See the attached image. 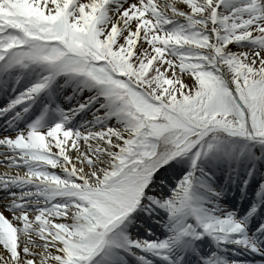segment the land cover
Here are the masks:
<instances>
[{
  "label": "snow or ice",
  "instance_id": "1",
  "mask_svg": "<svg viewBox=\"0 0 264 264\" xmlns=\"http://www.w3.org/2000/svg\"><path fill=\"white\" fill-rule=\"evenodd\" d=\"M0 264H264V0H0Z\"/></svg>",
  "mask_w": 264,
  "mask_h": 264
}]
</instances>
